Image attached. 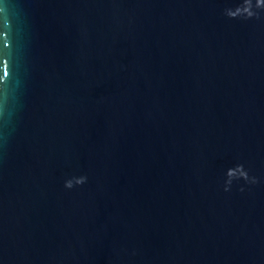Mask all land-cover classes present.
Wrapping results in <instances>:
<instances>
[{
    "label": "water",
    "instance_id": "water-1",
    "mask_svg": "<svg viewBox=\"0 0 264 264\" xmlns=\"http://www.w3.org/2000/svg\"><path fill=\"white\" fill-rule=\"evenodd\" d=\"M0 264H264V0H0Z\"/></svg>",
    "mask_w": 264,
    "mask_h": 264
},
{
    "label": "clouds",
    "instance_id": "clouds-1",
    "mask_svg": "<svg viewBox=\"0 0 264 264\" xmlns=\"http://www.w3.org/2000/svg\"><path fill=\"white\" fill-rule=\"evenodd\" d=\"M66 186H67V187H71V184H70V183H68Z\"/></svg>",
    "mask_w": 264,
    "mask_h": 264
}]
</instances>
